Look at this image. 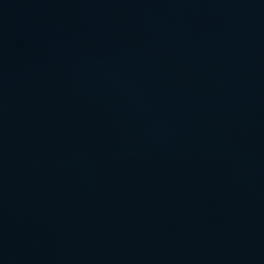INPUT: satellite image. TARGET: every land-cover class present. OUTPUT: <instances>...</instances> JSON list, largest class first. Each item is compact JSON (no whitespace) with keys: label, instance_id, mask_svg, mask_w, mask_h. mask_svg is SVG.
<instances>
[{"label":"water","instance_id":"obj_1","mask_svg":"<svg viewBox=\"0 0 264 264\" xmlns=\"http://www.w3.org/2000/svg\"><path fill=\"white\" fill-rule=\"evenodd\" d=\"M0 264H264V0H0Z\"/></svg>","mask_w":264,"mask_h":264}]
</instances>
